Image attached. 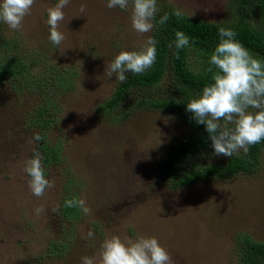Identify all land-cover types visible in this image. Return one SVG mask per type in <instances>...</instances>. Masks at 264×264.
<instances>
[{
	"label": "rangeland",
	"instance_id": "obj_1",
	"mask_svg": "<svg viewBox=\"0 0 264 264\" xmlns=\"http://www.w3.org/2000/svg\"><path fill=\"white\" fill-rule=\"evenodd\" d=\"M107 2L70 0L58 27L65 36L59 46L49 41L47 24V9L58 0H35L19 31L0 23V64L19 58L28 65L17 83L0 86V264H81L113 235L155 237L173 264H240L239 235L264 242V149L252 173L178 188L164 180L156 168L189 129L175 115L148 108L129 118L102 113L119 84L115 75H105L106 64L121 51H141L155 28L137 34L131 2L127 10L109 9ZM232 3L157 0V8L225 23L234 18ZM64 78L73 80L67 93L59 89ZM50 97L56 124L43 132L31 119ZM37 134L45 140H35ZM45 144L61 146L62 159L43 165L54 187L37 198L24 166L35 152L44 157L39 145ZM229 158L210 147L201 162ZM74 197L85 200L91 214L77 208L78 217L69 221L63 207ZM41 206L45 211L37 216L34 209ZM89 230L95 237L85 239Z\"/></svg>",
	"mask_w": 264,
	"mask_h": 264
},
{
	"label": "trees",
	"instance_id": "obj_2",
	"mask_svg": "<svg viewBox=\"0 0 264 264\" xmlns=\"http://www.w3.org/2000/svg\"><path fill=\"white\" fill-rule=\"evenodd\" d=\"M231 8L234 18L225 23L192 18L183 12L180 17H176V9L170 7L160 10L152 33V37L158 41L154 65L140 75L126 73L127 80L119 82L114 95L102 107L104 114L112 112L125 118L131 117L141 108L163 111L175 115L188 127V138L168 153L156 168V172L175 188L211 178H230L239 173H252L257 169L264 149L262 140L250 146L246 155L241 152L224 163L204 164L201 156L212 147V142L206 125L198 124L193 114L186 110L191 99L198 98L205 86L214 83L212 76L218 70L213 67L210 73L207 69L210 56L221 40L218 35L221 27L233 30L236 33L235 39L264 64V0H233ZM165 14L169 19L160 24L159 20ZM177 31L183 32L190 39L189 46L180 50L175 48ZM170 44L172 47H169ZM9 47L7 45L2 49ZM177 51L179 58L176 56ZM27 66L19 58L0 64V86L10 81L17 83L20 76L27 74ZM72 83L70 78H64L59 89L67 93ZM38 86L39 91H42L44 85ZM57 94L56 91L52 95ZM51 103L53 97L48 98L31 119L32 123L38 122L41 125L43 132H47L45 127L51 128L56 124L57 117L49 113ZM40 137L41 141L45 140L44 136ZM39 148L44 153V166L61 161V146L45 144L39 145ZM63 209L69 221L79 215L77 208L64 206ZM236 245L240 264H264V242H256L242 234L238 236Z\"/></svg>",
	"mask_w": 264,
	"mask_h": 264
},
{
	"label": "clouds",
	"instance_id": "obj_3",
	"mask_svg": "<svg viewBox=\"0 0 264 264\" xmlns=\"http://www.w3.org/2000/svg\"><path fill=\"white\" fill-rule=\"evenodd\" d=\"M130 2L132 29L141 36L151 32L158 12L157 0H108L106 6L109 9L119 7L127 10ZM69 3L70 0H58L54 7L47 9L49 41L54 46H59L65 40L58 27L65 18L63 9ZM34 4L35 0H0V23L6 24L11 30H21ZM86 7L82 3L79 11L84 13ZM181 14L180 10L174 12L176 17ZM168 19L165 14L159 23L164 24ZM218 35L221 40L210 56L207 69L210 73L213 67L218 70L212 76L214 83L205 86L198 98L191 99L186 110L193 114L198 124L206 125L214 155L233 157L241 150L246 155L250 146L264 140V64L235 39L233 30L221 27ZM175 36L177 50L189 46L190 39L183 32L177 31ZM157 43L155 38L149 37L141 51H121L112 62L106 64L105 75L108 78L115 75L116 81L124 83L127 80L126 73L143 74L156 61ZM176 56L179 58L178 51ZM249 108L257 111L249 112ZM34 139L39 141L42 137L37 134ZM42 160L41 153L35 152L24 166V172L30 178L29 190L37 198L43 197L46 189L54 187V183L45 178ZM64 206L79 208L85 215L91 214V209L83 199L66 200ZM58 209L57 205L52 211ZM34 211L39 216L45 209L41 206ZM94 237V231L89 230L85 239ZM81 264H173V261L155 237L139 236L132 239L126 236L121 239L113 235L102 242L95 256H83Z\"/></svg>",
	"mask_w": 264,
	"mask_h": 264
}]
</instances>
